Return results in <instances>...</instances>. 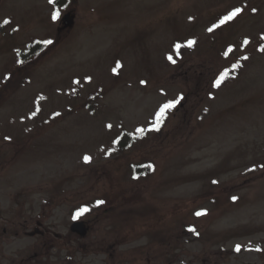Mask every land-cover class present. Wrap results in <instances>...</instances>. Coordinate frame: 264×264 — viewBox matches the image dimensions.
<instances>
[{"label": "rangeland", "instance_id": "obj_1", "mask_svg": "<svg viewBox=\"0 0 264 264\" xmlns=\"http://www.w3.org/2000/svg\"><path fill=\"white\" fill-rule=\"evenodd\" d=\"M56 3L0 1V230L18 233L0 250L264 264V0Z\"/></svg>", "mask_w": 264, "mask_h": 264}, {"label": "flooded vegetation", "instance_id": "obj_2", "mask_svg": "<svg viewBox=\"0 0 264 264\" xmlns=\"http://www.w3.org/2000/svg\"><path fill=\"white\" fill-rule=\"evenodd\" d=\"M37 223H38L37 235L38 236H45V234L47 233L46 228L41 226L39 222H37ZM9 225L12 227V230L8 227H5V226H3L2 229L0 230V247H1V245H4V246L10 245L11 234H13L12 237H15L18 234V233L16 234L14 224L11 221L9 222ZM86 226L88 227L87 224H86ZM75 237H79V236L75 235ZM47 241H48L49 245H54L53 242H51L50 237L47 238ZM58 247H61L64 250L65 257H62L60 255L58 257H56L55 255H52L54 258L53 259L54 263H49V264H67L68 248H67V246H65V241H63V244L59 245ZM26 248L27 249L25 252L16 251V252H12V253L9 252V254H4L0 250V264H43V263H40L42 261V259L40 258L41 255H38V256L34 255V251L32 250L33 248H32L31 244H27ZM50 260H51V258H49L47 255L46 261L49 262ZM37 261H38V263H37Z\"/></svg>", "mask_w": 264, "mask_h": 264}, {"label": "snow or ice", "instance_id": "obj_3", "mask_svg": "<svg viewBox=\"0 0 264 264\" xmlns=\"http://www.w3.org/2000/svg\"><path fill=\"white\" fill-rule=\"evenodd\" d=\"M49 2L52 3L53 0H49ZM240 11H241L240 9H236L233 13H230L227 17H225L224 20L221 21V23H224V22L227 21V20H231V19H232L234 16H236ZM56 16H57V13H53V19H56ZM4 23L7 24L8 21L6 20V21H4ZM218 26H219V25H213V28L218 27ZM213 28H209L208 31H209V32L213 31ZM45 43H46V44H50L51 41H45ZM193 43H194L193 41H189V42H188V46L191 47ZM245 43H247V41H245ZM169 59L171 60V57H169ZM114 71H115V69H114ZM225 75H226V74H222V75H221V80L225 78ZM220 82H221V81L218 80V81L216 82V85L218 86ZM175 103H176V102L169 103V104H165V105L160 109V112L158 113V117H159L160 119H163V116H164L165 111H166L167 109H170V108L174 107V106H175ZM90 159H91V157H89V156H85V157H84L85 162L90 161ZM149 167H151V165H149ZM214 183H215V181H214ZM233 199L235 200L236 198L233 197ZM98 203H103V201H99ZM84 211H87V209H81V211L78 212L77 215H81V214H83ZM203 214H204L203 212H196V213H195V215H197V216H200V215H203ZM75 218H76V217H74V219H75ZM190 230L194 231V229H190ZM236 251H240V246H239V245H237V247H236Z\"/></svg>", "mask_w": 264, "mask_h": 264}, {"label": "water", "instance_id": "obj_4", "mask_svg": "<svg viewBox=\"0 0 264 264\" xmlns=\"http://www.w3.org/2000/svg\"><path fill=\"white\" fill-rule=\"evenodd\" d=\"M63 26L64 27H67V26H70L72 21H73V18H71V16H69V14H65L63 17ZM83 224L80 222V223H73L72 225V230H75V231H78L82 233L83 231Z\"/></svg>", "mask_w": 264, "mask_h": 264}]
</instances>
